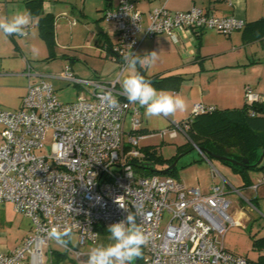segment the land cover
<instances>
[{
    "label": "built area",
    "instance_id": "built-area-1",
    "mask_svg": "<svg viewBox=\"0 0 264 264\" xmlns=\"http://www.w3.org/2000/svg\"><path fill=\"white\" fill-rule=\"evenodd\" d=\"M103 18L113 23L117 36L107 48L118 64L113 79L79 77L66 65L62 76L84 92L80 98L60 100L39 75L29 81L17 109L0 108V205L10 203L33 226L23 243L0 253V264H45L53 241L47 233L53 226L70 228L81 246L97 244L99 228L125 220L129 212L149 238L142 247L143 264H251L224 246L227 229L240 224L229 213L224 184L203 192L176 176L135 171L133 162L144 158L141 107L128 102L120 86L127 67L124 56L136 54L143 39L166 34L177 42L180 29H215L227 35L246 22L200 6L171 11L163 5L144 16L134 0H118ZM30 28L29 23L25 31ZM106 93L116 97L117 107L108 106ZM245 100L261 101V96L246 85ZM213 110V105L195 102L191 114ZM173 125L172 135L187 128L182 121ZM48 132L52 141L46 147ZM259 181L264 182V174ZM65 249L76 259L88 257L69 245Z\"/></svg>",
    "mask_w": 264,
    "mask_h": 264
},
{
    "label": "crops",
    "instance_id": "crops-1",
    "mask_svg": "<svg viewBox=\"0 0 264 264\" xmlns=\"http://www.w3.org/2000/svg\"><path fill=\"white\" fill-rule=\"evenodd\" d=\"M27 1L0 0V18H11L16 13H25L29 16L30 30L34 25L38 27V18L32 17L28 12ZM41 1L43 12L54 17L55 40L57 24L60 28L67 26L66 19L61 16H68L71 21H77L70 24V31L71 34L75 30L82 34L83 43H58L61 47L66 49L87 47L89 45L86 42L87 34L90 36L92 28H95V43L103 49L108 43L107 39L111 46L116 42L117 36L114 25L112 22L104 20L103 15L107 9L115 8L118 0ZM163 5L171 11L187 10L192 6H200L216 15H232L246 23L264 18V0H242L239 5L237 0H134L135 8L144 16L152 8ZM146 21L147 19H145ZM177 38L178 41L176 42L166 34L147 37L140 42L136 51L141 56L152 51L158 54V60L152 68L153 71L148 73L147 68L144 69L147 75L182 76V82L177 90L156 88L171 92L173 95L178 94L187 102V110L178 111L173 116L165 118L167 122H177L190 116L195 102L213 105L219 109L240 107L246 101V85L261 96V101H264V37L246 40L242 28L233 30L227 35L215 29H180L177 32ZM3 40L4 33L0 32V56L3 55L1 51ZM107 48L106 46L103 56L100 55L106 60L101 63L99 71L93 70L91 77L97 76L104 80H111L116 76L118 64L111 58ZM75 58V55L71 56L69 62L66 63L72 69V60ZM128 74L129 72L124 75L123 72L124 77ZM75 75L77 74L75 73ZM36 76L39 77V75ZM141 111L143 113L145 109L141 107ZM146 119L145 125L141 123L144 132L155 126L152 124V118ZM208 161L209 165H187V167L196 169L198 174L194 172L193 175V173L182 171L183 175L181 174L178 178L188 186L199 187L203 192H207L212 184H224L226 197L230 200V204H232L233 199L230 195L237 197L239 207H233L234 212L231 216L239 223L243 217H248L247 213L251 209L264 217V182L257 179L260 178L259 175L250 171V180L245 183V179L233 167L229 168L220 163H218V167L215 162ZM202 169L204 170L203 179L200 178L202 177ZM254 185L255 188H253ZM8 251L11 250L0 248V253Z\"/></svg>",
    "mask_w": 264,
    "mask_h": 264
},
{
    "label": "rangeland",
    "instance_id": "rangeland-1",
    "mask_svg": "<svg viewBox=\"0 0 264 264\" xmlns=\"http://www.w3.org/2000/svg\"><path fill=\"white\" fill-rule=\"evenodd\" d=\"M61 17L66 19L67 26L60 28L57 24V37L56 40L54 39L55 45L53 46V50H49L48 44L40 36L36 25L25 36H7L4 34V40L1 44L3 55L0 56V108L17 109L20 106L22 96L26 91L29 81L40 78L36 74L43 75L45 80L52 84L60 100L68 102L80 98L84 92L79 88L77 89L73 83L62 76L67 65L66 63L74 55L76 58L72 60L73 69L71 68L73 73L75 72L79 77L83 78L97 77H91L93 70L99 71L101 63L106 58L100 56H103L104 49L95 43V28H92L90 36L87 34L86 42L89 44L87 47L66 49L58 43H83L81 39L83 35L76 30L72 31L71 34L70 24L77 21H71L68 16ZM72 36H74L73 40H71ZM51 53L52 56L50 57ZM152 68L153 65L147 68V72L151 73L153 71ZM128 72L129 69L126 67L124 75ZM124 75L122 73L121 82ZM144 113L141 111L140 115L143 125H145L147 120ZM151 121L155 126L144 132L145 137L140 140V145H154L158 155L164 159L170 158L178 152V155H181V157L178 159L176 165L177 177L180 178V175L183 173L182 171L193 173V175L194 172L198 174L196 169L187 167V165H209L208 160L215 162L217 165L220 163L229 168L233 167L221 159L208 158L206 155H203L199 148L181 131L177 130L176 134L172 135L173 122H167L164 117H152ZM130 123L131 118L128 115L125 123L126 129L130 127ZM51 138L52 134L48 132L44 141L46 147L50 146ZM162 167L163 165L161 164L157 165L159 169ZM201 172L202 177L200 178L203 179L204 170L202 169ZM252 173L260 177L262 170H255ZM193 175L191 174V176ZM230 196L233 199L229 207V213L233 215V207L237 208L239 205L236 200L237 197L235 195ZM247 216V218L243 217L240 224L231 225L227 229L223 237V243L225 248L233 254L247 257L251 264H259L258 259L261 254H264V248L255 246L253 241L264 237V217L254 209H251L247 213ZM32 229L33 226L29 217L17 213L10 203L0 205V248L2 250L15 249L16 246L23 243ZM109 235L110 233L107 232V229L103 230L97 244L89 243L81 246L77 241L76 234H73V239L68 245L74 249L89 253L90 249L96 245H107L110 243L111 241L108 239ZM87 259L88 257L85 256L81 259H76L67 249L54 241L50 242L49 249L45 252V264H87Z\"/></svg>",
    "mask_w": 264,
    "mask_h": 264
},
{
    "label": "trees",
    "instance_id": "trees-1",
    "mask_svg": "<svg viewBox=\"0 0 264 264\" xmlns=\"http://www.w3.org/2000/svg\"><path fill=\"white\" fill-rule=\"evenodd\" d=\"M41 3V0H28V12L32 17L38 18L39 34L48 44L49 50H53L55 45L54 17L49 13L43 12ZM243 31L246 40L264 37V18L246 23ZM107 42L106 46L110 49L111 45L108 39ZM138 69L146 79L152 82L155 88L177 90L182 82V76L180 75H147L144 69H140L139 66ZM181 121L187 124L184 134L198 148L203 149L204 155L208 158L215 157L231 164L245 179V183L250 180V171H264V160L257 166H253L258 160L262 149H264V101H253L252 103L245 101L240 107L215 108L212 112L190 114V116ZM141 149L144 152V158L133 162L135 171L138 174L177 177L176 166L170 169L166 167L172 163L179 154L178 152L170 158L164 159L158 155L154 145H145ZM224 157L236 160L246 158L248 162L236 165L225 160ZM158 164L163 165V167L161 169L157 168ZM99 229L101 232L106 230L101 227ZM253 244L264 248V237L255 239ZM258 261L259 264H264V254L259 256ZM135 264H143V255L135 261Z\"/></svg>",
    "mask_w": 264,
    "mask_h": 264
},
{
    "label": "clouds",
    "instance_id": "clouds-1",
    "mask_svg": "<svg viewBox=\"0 0 264 264\" xmlns=\"http://www.w3.org/2000/svg\"><path fill=\"white\" fill-rule=\"evenodd\" d=\"M242 0H237V4ZM29 16L25 13H16L11 18H0V32L7 36H25ZM158 60L155 51L141 56L128 53L124 56V61L129 74L121 82L122 93L126 100L133 104H138L145 109V117H164L168 118L179 112L187 110V102L180 95H173L165 90H157L152 82L138 69L151 67ZM103 99L107 101L109 107L115 108L119 101L111 93H106ZM119 203V197L117 198ZM120 204V203H119ZM123 208V206L120 204ZM107 232L110 233L108 239L111 241L107 245L99 244L92 247L88 253L87 264H134L142 253V247L148 243V236L142 227L137 224L136 216L129 212L125 220L113 223L108 226ZM48 238L57 244L67 248L73 239L70 228L61 229L53 226L49 229Z\"/></svg>",
    "mask_w": 264,
    "mask_h": 264
},
{
    "label": "water",
    "instance_id": "water-1",
    "mask_svg": "<svg viewBox=\"0 0 264 264\" xmlns=\"http://www.w3.org/2000/svg\"><path fill=\"white\" fill-rule=\"evenodd\" d=\"M199 150L203 151V149L199 148ZM181 157V155H178L171 164H169L166 168L170 169L174 166L177 165L178 159ZM225 160L229 161L232 164H236V165H241L243 163H247L248 159L244 158L243 160H236L234 158H230V157H224ZM264 160V149H262V152L258 158V160L253 164V166H257L259 163H261V161Z\"/></svg>",
    "mask_w": 264,
    "mask_h": 264
}]
</instances>
